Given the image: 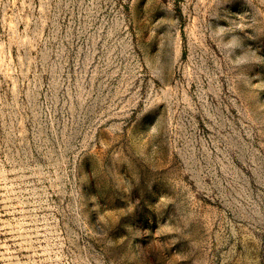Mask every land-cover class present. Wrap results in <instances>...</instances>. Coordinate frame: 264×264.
Instances as JSON below:
<instances>
[{"label":"rangeland","instance_id":"rangeland-1","mask_svg":"<svg viewBox=\"0 0 264 264\" xmlns=\"http://www.w3.org/2000/svg\"><path fill=\"white\" fill-rule=\"evenodd\" d=\"M0 264H264V0H0Z\"/></svg>","mask_w":264,"mask_h":264}]
</instances>
